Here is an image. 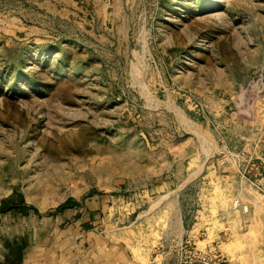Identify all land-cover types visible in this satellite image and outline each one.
<instances>
[{"label": "rangeland", "instance_id": "374dc122", "mask_svg": "<svg viewBox=\"0 0 264 264\" xmlns=\"http://www.w3.org/2000/svg\"><path fill=\"white\" fill-rule=\"evenodd\" d=\"M15 192L39 213L0 231L75 199L114 242L187 208L263 244L264 0H0V204Z\"/></svg>", "mask_w": 264, "mask_h": 264}, {"label": "crops", "instance_id": "0c3cea01", "mask_svg": "<svg viewBox=\"0 0 264 264\" xmlns=\"http://www.w3.org/2000/svg\"><path fill=\"white\" fill-rule=\"evenodd\" d=\"M82 209L53 214L42 226L21 229L20 220L18 226L0 231V264H176V246L187 237L199 248L221 250L230 264H264V243H249L246 237L240 242L248 233H240L224 216L194 217L187 208L183 215H153L145 221L146 237L114 242L92 226L93 220ZM87 221L91 227L84 226Z\"/></svg>", "mask_w": 264, "mask_h": 264}, {"label": "built area", "instance_id": "2783aa9c", "mask_svg": "<svg viewBox=\"0 0 264 264\" xmlns=\"http://www.w3.org/2000/svg\"><path fill=\"white\" fill-rule=\"evenodd\" d=\"M237 202L234 207H237ZM178 261L176 264H230L228 255L219 251L199 248L191 237L182 240L176 246Z\"/></svg>", "mask_w": 264, "mask_h": 264}, {"label": "trees", "instance_id": "16d2710c", "mask_svg": "<svg viewBox=\"0 0 264 264\" xmlns=\"http://www.w3.org/2000/svg\"><path fill=\"white\" fill-rule=\"evenodd\" d=\"M13 196H16L13 198ZM12 197L2 200L0 204V214L7 213L10 211H14L22 216H29L32 213L38 214V209L35 206L29 205L26 203L24 196L17 192L14 193ZM71 208H82V203L75 199H67L62 204L57 207V211L59 213L71 209ZM81 216L80 212L75 214V218H79ZM90 218L94 217V212L89 213ZM85 227H91V223L89 221L84 223Z\"/></svg>", "mask_w": 264, "mask_h": 264}]
</instances>
